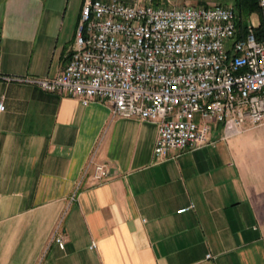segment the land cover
I'll use <instances>...</instances> for the list:
<instances>
[{"label":"crops","instance_id":"obj_1","mask_svg":"<svg viewBox=\"0 0 264 264\" xmlns=\"http://www.w3.org/2000/svg\"><path fill=\"white\" fill-rule=\"evenodd\" d=\"M82 3L0 0V264H264V123L157 161L153 121L22 80L65 67Z\"/></svg>","mask_w":264,"mask_h":264},{"label":"built area","instance_id":"obj_2","mask_svg":"<svg viewBox=\"0 0 264 264\" xmlns=\"http://www.w3.org/2000/svg\"><path fill=\"white\" fill-rule=\"evenodd\" d=\"M257 1L264 27V0ZM235 19L229 4L83 0L65 67L22 80L82 104L102 99L113 117L153 121V153L162 161L212 143L215 123L223 139L264 123V33L258 38L252 22L239 31ZM89 167L96 182L108 180L106 163L91 157Z\"/></svg>","mask_w":264,"mask_h":264},{"label":"trees","instance_id":"obj_3","mask_svg":"<svg viewBox=\"0 0 264 264\" xmlns=\"http://www.w3.org/2000/svg\"><path fill=\"white\" fill-rule=\"evenodd\" d=\"M233 3L235 7L234 11L236 16V26L239 31H244L250 14L256 13L260 17L257 0H233ZM263 33L264 27L262 22L259 21L258 25L255 27V34L258 38H260L262 37Z\"/></svg>","mask_w":264,"mask_h":264},{"label":"rangeland","instance_id":"obj_4","mask_svg":"<svg viewBox=\"0 0 264 264\" xmlns=\"http://www.w3.org/2000/svg\"><path fill=\"white\" fill-rule=\"evenodd\" d=\"M125 2H132L133 0H124ZM152 3H157L158 5L167 6V5H183V4H191V5H204V4H213V3H220V4H229L235 9L233 0H149ZM175 3V4H169ZM235 12V11H234ZM260 21V17L256 13L250 14L247 23L252 22L254 25H258ZM246 23V25H247Z\"/></svg>","mask_w":264,"mask_h":264}]
</instances>
